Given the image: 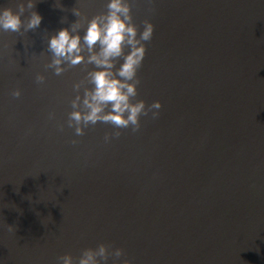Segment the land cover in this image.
<instances>
[{
    "label": "water",
    "instance_id": "95a60500",
    "mask_svg": "<svg viewBox=\"0 0 264 264\" xmlns=\"http://www.w3.org/2000/svg\"><path fill=\"white\" fill-rule=\"evenodd\" d=\"M109 2L35 0L38 28L0 29V264L101 243L123 250L101 264H264V0H129L138 35L154 25L133 102L159 115L77 136L73 85L94 66L55 75L48 41Z\"/></svg>",
    "mask_w": 264,
    "mask_h": 264
},
{
    "label": "clouds",
    "instance_id": "9594fccd",
    "mask_svg": "<svg viewBox=\"0 0 264 264\" xmlns=\"http://www.w3.org/2000/svg\"><path fill=\"white\" fill-rule=\"evenodd\" d=\"M106 7L105 13L87 21L83 36L80 35V29L87 17L83 16L79 8H73L72 12L80 19L70 29L59 30L48 41V52L52 54V59L46 68L53 69L55 75L60 76L81 64L85 65L86 70L88 65L94 66L92 70H87L84 79L73 85L77 94L71 100L73 110L69 113L67 123L68 127L75 129L77 136L84 135V128L97 122L111 124L114 129L131 127L133 132H137L141 127V115L147 117L151 113V117L155 119L159 113L153 109L162 107L158 100L147 106L144 100L133 102L140 84L137 72L146 55L144 42L152 39L154 25L148 20L143 21V31L138 35L139 30L133 22L129 0H110ZM34 8L35 0H27L26 3L18 0L16 11L12 7L0 9V29L6 32H20L22 28L24 32L35 30L40 26L42 17ZM25 12L30 13L26 21L22 20ZM120 59L123 63L117 68L116 64ZM36 81L42 84L45 77L37 74ZM81 88L83 96L80 95ZM12 95L18 98L21 92L17 89ZM121 134L118 130L106 134L105 141L113 136L119 138ZM72 143L76 144L77 141L73 140ZM12 228L9 225V230ZM110 248L111 245L104 243L95 249L86 248L82 250L78 260H74L71 254H65L57 258L58 264H101V261L106 262L110 256L118 260L123 255L122 249L110 251ZM123 264L130 262L125 260Z\"/></svg>",
    "mask_w": 264,
    "mask_h": 264
}]
</instances>
